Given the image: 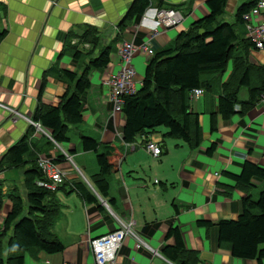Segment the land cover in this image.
<instances>
[{
	"label": "crops",
	"instance_id": "obj_1",
	"mask_svg": "<svg viewBox=\"0 0 264 264\" xmlns=\"http://www.w3.org/2000/svg\"><path fill=\"white\" fill-rule=\"evenodd\" d=\"M132 1L0 0L4 7L0 9V33L6 32L0 42V162L7 150L33 126L29 121L37 104L43 74L47 71L40 101L45 106L57 107L62 96L74 92L76 83V79L69 81L62 73L79 77L101 49L111 48L108 66L100 71L92 70L97 72L95 75H90L92 71L89 73L90 89L80 100L82 123L70 127V143H54L50 131L33 126L28 155L51 159L65 174L63 187H59L54 196L60 213L51 228L64 249L51 255L29 251L24 255V264H95L90 240L117 230L119 221L128 219L134 221L137 238L129 235L124 238L117 253L121 264H173L161 254L170 227L179 228L185 248L196 253L200 264H256L252 260L233 258L229 247L218 243L215 226L206 230L195 223L236 220L242 212V199L251 196L255 200L264 191V180L252 178L250 186H238L227 177V174L238 176L245 161L264 169V104L260 102L244 116L236 114L228 120L218 115L222 86L234 67V63L229 62L222 76L204 78L210 82L211 91L189 100L190 111L197 115L200 129L196 148L177 139H164L166 129L160 128L147 136L160 145L162 154L157 158L144 151V136L137 137L132 144H124V116L113 113L110 90L102 83L120 71L121 45L125 42L135 46L147 44L154 54L170 46L181 31L209 13L206 0H150L151 5L142 16L124 22ZM250 1L227 0L220 21L233 24L237 9ZM170 8L181 14L182 23L175 28H158L155 11ZM155 28L158 33L154 35ZM243 28L244 33L245 25ZM92 29L98 38L95 48L91 43ZM70 33L74 36L69 43L66 36ZM84 34L89 40H82ZM76 51L81 55L79 59L73 57ZM237 54L243 55L241 50L236 51ZM246 54L247 65L264 66V51L252 49ZM151 57L142 52L133 57L137 90ZM251 84H256L254 78ZM238 99H248L247 88L239 90ZM7 109L15 110L18 115ZM211 114L216 115L215 131L210 127ZM81 136L92 137L100 144L113 143L122 151L118 172L107 178L106 199L94 187L97 165L94 161L87 162L88 155L95 153L82 151ZM212 146L213 153L207 155L206 151ZM25 160L24 167L0 170L1 230L12 207L8 195L19 194L16 178L21 174L23 186L24 172L31 166V159L26 156ZM74 181L83 182L98 202L87 203L78 192L69 193ZM99 196L106 205L100 202ZM110 199L114 200L113 205ZM173 205L178 207L177 213ZM7 242V237L1 240L2 259L7 254ZM140 242L141 247L137 248ZM171 243L172 240L167 242Z\"/></svg>",
	"mask_w": 264,
	"mask_h": 264
},
{
	"label": "trees",
	"instance_id": "obj_2",
	"mask_svg": "<svg viewBox=\"0 0 264 264\" xmlns=\"http://www.w3.org/2000/svg\"><path fill=\"white\" fill-rule=\"evenodd\" d=\"M227 0H206L209 13L204 18L192 23L181 31L172 44L154 53L145 66L140 88L132 95L123 97L121 114L124 116L122 140L124 144H132L137 137H147L157 128L163 127L166 133L164 139H177L191 148H196L200 142V129L197 115L190 111L189 100L194 90L211 91L210 82L204 78L213 75L222 76L228 63H234L232 74L223 84V93L218 99V115L228 120L233 115L244 116L261 102L264 97V66L247 65V51L255 50L254 45L245 39L243 15L255 6L257 0L242 4L236 11L233 24L221 22ZM151 5L150 0H133L130 4L125 21L142 16ZM0 9H4L0 3ZM171 9V8H170ZM124 27V24H121ZM93 34L91 43L95 48L98 38ZM6 32L0 33V42ZM72 33L66 36L70 43ZM82 40L85 34L81 37ZM242 51L243 55L236 51ZM111 48L101 49L96 57L90 59L82 74L64 72L69 81L76 79L74 92L60 98L57 107H48L41 103L40 97L45 84L47 71L43 74L37 96V104L30 121L51 132V141L58 144L70 143L68 135L70 127L82 123L80 114L81 96L90 89L89 73L92 70H103L110 62ZM79 52H74L75 59L80 58ZM239 61V62H237ZM254 78L256 84H251ZM248 89V99L240 101L238 93L241 88ZM237 108V109H236ZM216 115L211 114L210 127L215 131ZM34 132L29 126L25 135L15 145L11 146L2 161L0 170L19 169L24 167L26 156L30 158L31 166L24 172L23 186L26 190L27 213H24V202L17 192L8 195L11 201V211L3 220L0 232L1 240L8 238L7 254L0 264H24V255L29 251L56 254L64 247L53 236L51 228L60 213V205L55 200V191L38 187L36 183L43 175L37 168L38 156L29 154L30 138ZM80 146L83 152L96 154L98 173L93 176V183L98 194L108 198L109 183L107 178L118 172L122 151L113 143L100 144L98 140L81 136ZM101 149V152L98 150ZM214 146L207 155H211ZM162 154V150H161ZM63 158V157H62ZM238 186H250L252 178L264 180V169L245 161L241 173L227 174ZM61 189V188H60ZM78 192L87 203H97V198L81 181H74L71 192ZM111 205L114 200H108ZM0 196V210L2 208ZM174 212L178 207L173 205ZM197 227L218 230V243L229 247L231 256L241 260H252L256 264H264V191L254 200L251 196L242 199V212L236 220H220L217 223L197 221ZM172 240L171 244H167ZM162 256L173 264H200L195 252L185 248L182 234L177 227H170L165 234V245Z\"/></svg>",
	"mask_w": 264,
	"mask_h": 264
},
{
	"label": "built area",
	"instance_id": "obj_3",
	"mask_svg": "<svg viewBox=\"0 0 264 264\" xmlns=\"http://www.w3.org/2000/svg\"><path fill=\"white\" fill-rule=\"evenodd\" d=\"M242 19L245 25V39H248L254 45L256 51H264V0H257L255 6L244 14ZM155 20L158 28L170 29L178 27L182 23L183 17L173 9H158L155 11ZM153 33L154 35L158 33L156 28L153 29ZM138 52L150 56L153 55L152 49L147 44L135 46L131 42L123 43L119 49L120 71L107 77L102 82L110 90L113 113H121L123 97L132 95L137 91L134 82L135 71L131 62ZM201 95V90H194L191 93V98ZM261 102L264 104V97H261ZM7 110L14 115H18L15 110ZM29 122L37 130H41L39 124ZM143 143V149L149 156L157 158L161 155L160 145L155 140L143 137ZM36 164L43 175L42 180L38 181L36 185L49 191H55L63 183L64 172L51 159L46 157L39 156ZM128 235L137 238L134 233V221L132 219L119 221L117 230L91 239L90 247L95 264H121L117 261V253L122 246L124 238ZM141 244V242L138 243L137 248H140Z\"/></svg>",
	"mask_w": 264,
	"mask_h": 264
},
{
	"label": "rangeland",
	"instance_id": "obj_4",
	"mask_svg": "<svg viewBox=\"0 0 264 264\" xmlns=\"http://www.w3.org/2000/svg\"><path fill=\"white\" fill-rule=\"evenodd\" d=\"M228 23V22H227ZM97 52H95L94 53V55L96 54ZM133 61H134V59H132V62H131V64L133 65ZM134 71H135V75H136V73H137V71H136V68L134 67ZM144 71H145V69H144ZM144 71H143V73H144ZM97 72L96 71H92L91 73H90V75L92 76L93 74L95 75ZM242 97H245V95H241V98ZM160 129H165V128H163V127H160ZM85 159H86V157H85ZM90 161H94V164L95 165H97V162H96V154L94 155V154H89L88 155V159H87V162L88 163H90ZM74 162H75V165L77 166V168H79V170L81 171V169H80V167H79V165L77 164V161L76 160H74ZM98 167V166H97ZM73 170L75 171L76 169L73 167ZM18 175V174H17ZM82 180V179H81ZM22 177H21V174L19 175V177L17 176V178H16V183H15V186L16 187H18L17 189H18V192H19V195L21 196V198H22V200L25 202V196H26V193H25V189L23 188V186H22ZM256 198V197H255ZM27 213V203L25 202V204H24V213H23V215L22 216H25V214ZM4 260V259H3Z\"/></svg>",
	"mask_w": 264,
	"mask_h": 264
},
{
	"label": "water",
	"instance_id": "obj_5",
	"mask_svg": "<svg viewBox=\"0 0 264 264\" xmlns=\"http://www.w3.org/2000/svg\"><path fill=\"white\" fill-rule=\"evenodd\" d=\"M98 199L100 200L101 203H104L106 205V202L99 196Z\"/></svg>",
	"mask_w": 264,
	"mask_h": 264
}]
</instances>
